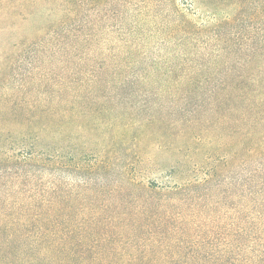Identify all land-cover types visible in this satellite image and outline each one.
I'll return each instance as SVG.
<instances>
[{"label":"trees","instance_id":"1","mask_svg":"<svg viewBox=\"0 0 264 264\" xmlns=\"http://www.w3.org/2000/svg\"><path fill=\"white\" fill-rule=\"evenodd\" d=\"M61 1L66 15L52 51L63 76L56 75L54 90L43 89L40 100L0 105V113L14 114H0V169L5 170L0 179L11 178L0 183V264H264V8L250 14L243 0L238 5L216 0L217 5H201L207 11L201 25L190 23L177 7L162 22L148 25L154 17H146L144 9V17L108 28L119 44L87 67L96 34L89 33L90 0ZM137 14L143 15L140 9ZM149 32L182 47L183 41L194 48L209 37L222 45L210 67L192 68L195 59L186 50L178 64L145 56L138 42ZM172 88L181 89L190 105L184 110L186 127L197 131L196 116H202L205 132L227 129L228 135L219 134L218 147L229 144L219 166L198 180L173 163L165 171L167 183L147 185L138 180L139 164L123 155L114 167L107 155L80 167L96 176V190L85 181L73 198L66 186H57L53 143L60 129L67 137L74 119L128 115L112 106L132 103L146 92L167 98ZM81 104L89 107L78 109ZM142 124L153 129L151 121ZM194 134L200 143L201 135ZM6 143L25 153L22 168L4 154ZM168 148L174 149L173 143Z\"/></svg>","mask_w":264,"mask_h":264},{"label":"rangeland","instance_id":"2","mask_svg":"<svg viewBox=\"0 0 264 264\" xmlns=\"http://www.w3.org/2000/svg\"><path fill=\"white\" fill-rule=\"evenodd\" d=\"M118 1L90 0L88 2L86 14L90 24L94 23L90 26L89 33L96 34L92 40L93 50L86 63L87 67L103 59L110 45L119 44L120 41L111 40L116 39L113 38L116 34L111 33L108 28H115L120 23L133 21L136 16L144 17L147 14L144 13V9L149 10L146 17H154V21H149L148 25L157 21L162 22L167 12H171L175 7L186 15L190 23L201 25L207 19V11L201 5H217L218 2L226 3L230 0H220L217 3L216 0H126V4L118 3ZM236 1L231 0L233 4L225 5H238ZM243 3L245 8L250 10V14L252 9L259 12L264 8V0H243ZM138 9L143 15L137 14ZM64 15H66V8L61 0H0V105H8L7 107L21 105L30 97V99L40 100L43 98L40 95L43 89L48 93L54 90L56 75L62 72L54 62L58 54L53 53L52 44L61 33V28H57V25ZM187 42L183 41L185 47H182L171 40L165 41V37L159 33L149 32V35L138 44L143 54L150 59L172 62V64H178L181 53L186 50L190 52L188 56L195 59L194 65H191L192 68L193 66L210 67L209 62L215 58V54L222 45V42L210 37L209 39L201 38L194 48H189L193 43L188 45ZM235 47L244 46L238 47L235 44ZM135 66L138 69L141 67L140 64ZM184 69L183 71H186V67ZM144 90L155 91L153 88ZM171 90L170 95L174 97L152 96L146 92V95L135 96L136 101L133 100L132 103L113 105V111L120 110L122 113L125 111L128 113L118 118H114L113 114L96 117L97 113H95L84 121L74 119V123L68 127L72 129L69 130L67 137L60 129L53 143L57 162L55 171L57 186L61 189L66 186V190L73 198H77L80 187L85 181L96 190L98 187H94L93 182L96 176L80 170V167L92 164L107 155L113 157L114 167H116L117 159L123 155L135 165L139 164L137 166L138 180L147 185L167 183L169 179L165 171L173 163L180 164L188 172L187 175L195 176L198 180L203 177L207 169L219 166L221 155H225L227 149L229 151V144L224 148L218 147L219 134L228 135L227 129H214L211 126L209 132H205L201 127L202 116H196L197 131L193 132L191 128L186 127L187 121L184 119L186 117L184 110L190 105L185 104L181 98V89L172 88ZM171 106L181 110L171 112ZM87 107H89L87 104H81L78 109ZM16 110L17 116L22 117V110L19 107ZM4 111L2 110L0 114L14 115L8 111L4 114ZM143 119L153 122L152 130L144 127L152 133L144 131ZM80 124L89 128L81 129ZM184 130L187 131L186 136H182L181 131ZM10 133L14 135L13 132ZM194 133L201 135L200 143L196 142ZM170 143H173L174 149L168 148ZM6 144L8 145L3 146L4 154L17 160L16 165L22 168L20 160L25 153L20 151L18 145ZM134 159L139 161L135 162ZM66 162L69 166L64 169ZM3 171L5 170L0 169L1 174ZM9 171L12 169L9 168ZM5 179L11 178L3 177L0 183ZM219 212V209L215 210L212 215H218Z\"/></svg>","mask_w":264,"mask_h":264}]
</instances>
